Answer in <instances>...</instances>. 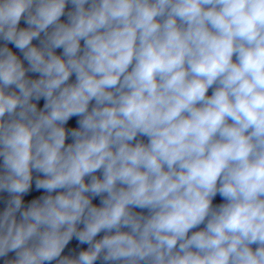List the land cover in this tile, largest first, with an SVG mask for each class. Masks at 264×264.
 <instances>
[{
    "label": "clouds",
    "instance_id": "1",
    "mask_svg": "<svg viewBox=\"0 0 264 264\" xmlns=\"http://www.w3.org/2000/svg\"><path fill=\"white\" fill-rule=\"evenodd\" d=\"M0 264H264V0H0Z\"/></svg>",
    "mask_w": 264,
    "mask_h": 264
},
{
    "label": "water",
    "instance_id": "2",
    "mask_svg": "<svg viewBox=\"0 0 264 264\" xmlns=\"http://www.w3.org/2000/svg\"><path fill=\"white\" fill-rule=\"evenodd\" d=\"M210 92H211V90H210ZM209 94H210V93H209ZM216 200L219 201V200H220V197L218 196V197L216 198ZM97 202H98V201H97Z\"/></svg>",
    "mask_w": 264,
    "mask_h": 264
}]
</instances>
